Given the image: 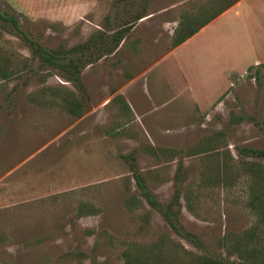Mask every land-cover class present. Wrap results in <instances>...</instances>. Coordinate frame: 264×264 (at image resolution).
<instances>
[{
	"label": "rangeland",
	"instance_id": "374dc122",
	"mask_svg": "<svg viewBox=\"0 0 264 264\" xmlns=\"http://www.w3.org/2000/svg\"><path fill=\"white\" fill-rule=\"evenodd\" d=\"M205 1L0 0V13L46 49L133 23L115 53L81 69L88 99L73 116L48 88L81 91L0 20V54L20 55L29 66L0 75V264H123L124 249L160 237L167 247L224 256V237L256 223L243 166L264 165V157L242 149L264 148V0H240L189 42L192 51L220 50L225 71L162 64L143 87L142 120L121 107L122 95L112 99L131 71L123 57L137 51L139 35L144 49L170 48L180 16ZM215 132L221 135L209 141ZM144 144L178 153L155 157ZM193 146L194 154L184 153ZM216 159L234 171L226 182L203 180ZM134 171L162 205L178 192L172 209L190 236L146 203Z\"/></svg>",
	"mask_w": 264,
	"mask_h": 264
},
{
	"label": "trees",
	"instance_id": "16d2710c",
	"mask_svg": "<svg viewBox=\"0 0 264 264\" xmlns=\"http://www.w3.org/2000/svg\"><path fill=\"white\" fill-rule=\"evenodd\" d=\"M237 1L206 0L194 10L184 12L172 30L170 46L174 47L186 40ZM141 17V14H135L134 20H139ZM0 20L10 23L17 32L22 34L39 61L64 72L66 79L81 91L80 95H76L75 92L63 86L48 88L49 93L58 99L62 108L73 116H81L83 114L88 99L80 79L81 69L94 59L113 51L125 32L133 24L132 21H126L110 33L100 32L96 35H90L85 41L69 47L58 46L46 49L36 41L28 38L19 29L17 19L14 16L0 13ZM27 68L29 66L24 57L20 55L11 56L6 53L0 54V75L2 77L10 76L17 69ZM116 96H113L112 99L117 98ZM119 100L121 107L129 111V107L123 98L120 97ZM219 135H221L220 132H215L213 136L209 137V141H215ZM143 148L155 157L160 155L172 156L178 153L175 149L155 147L150 144H144ZM183 151L185 154L192 155L196 151V146ZM242 152L264 157V148H244ZM180 168L181 165L178 162L177 169L179 170ZM232 172L234 171L227 165L226 160L220 162L216 159L214 166L206 170L203 180L223 183L228 180ZM243 173L248 179L249 196L247 206L255 215L256 223L240 233L231 235L228 242L227 238L224 237V256L205 252L196 254L178 245L167 247L163 237H160L151 245L132 246L124 249L122 251L123 264H264V165L246 162L243 166ZM133 176L146 203L158 210L173 230L179 234L190 236L189 232H183L177 221L176 210L172 209V206L178 205V192L175 191L172 199L167 204L162 205L152 197L143 177L137 171H134ZM187 206L189 207L188 204ZM229 257H233V259L230 260Z\"/></svg>",
	"mask_w": 264,
	"mask_h": 264
},
{
	"label": "crops",
	"instance_id": "0c3cea01",
	"mask_svg": "<svg viewBox=\"0 0 264 264\" xmlns=\"http://www.w3.org/2000/svg\"><path fill=\"white\" fill-rule=\"evenodd\" d=\"M239 1L240 0H238L228 9L237 5ZM228 9H226L225 11H227ZM139 22V24L142 25V19ZM203 28H205V26L198 31H201ZM197 32L188 37L180 44L174 47L170 46V48L162 51L159 50V48L154 47L144 49L142 47V34H140L137 51L131 50L128 52L127 57L126 55L123 57L124 62H126L128 69H130L131 71L129 72L128 78L126 79L124 85L121 88H118L112 96H115L116 94L122 95L123 100L129 107L128 113H130L134 117V119L142 120L143 87L147 90L149 75L154 71V69H162V67H160L162 64L174 67L176 69H186V66L184 65L187 63V65L190 66V68L188 66L189 69H209L210 66H213V69H224L225 71L226 68L222 67V63H225V58L223 57L220 50H208L206 49V47H203L202 50L200 49L195 51L188 49L189 42L196 36ZM123 37L121 38L122 40ZM121 39L116 48L111 51L112 53H115L117 51V48H119L122 41ZM260 60L264 62V59ZM260 60H256L252 64L257 65ZM227 72L228 71L224 72L225 85ZM206 83H208L206 79H203L201 81V84L205 85ZM225 85L220 88L216 96L222 91L223 88H225ZM140 89H142V94H139ZM136 96L138 97L139 102L137 101ZM148 96L150 97L149 99H152V96L150 94H148Z\"/></svg>",
	"mask_w": 264,
	"mask_h": 264
}]
</instances>
